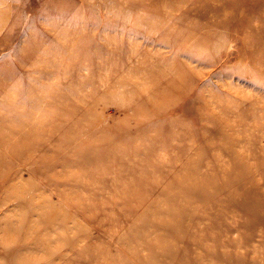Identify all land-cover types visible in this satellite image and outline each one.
<instances>
[{"label": "rangeland", "instance_id": "1", "mask_svg": "<svg viewBox=\"0 0 264 264\" xmlns=\"http://www.w3.org/2000/svg\"><path fill=\"white\" fill-rule=\"evenodd\" d=\"M0 264H264V0H0Z\"/></svg>", "mask_w": 264, "mask_h": 264}]
</instances>
